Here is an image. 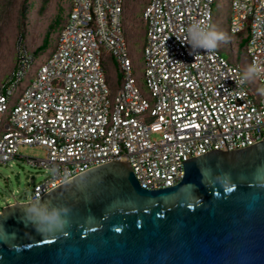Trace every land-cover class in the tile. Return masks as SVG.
Masks as SVG:
<instances>
[{"label": "built area", "instance_id": "obj_1", "mask_svg": "<svg viewBox=\"0 0 264 264\" xmlns=\"http://www.w3.org/2000/svg\"><path fill=\"white\" fill-rule=\"evenodd\" d=\"M49 55L36 58L20 42L0 83V165L22 146L47 172L26 202L73 176L112 162L130 164L145 190L177 185L182 162L235 151L264 138V0H230L228 32L243 35L254 84L218 49L200 55L181 40L194 21L212 25L217 0H147L143 85L133 74L124 29L125 0H69ZM104 55L117 78L105 80Z\"/></svg>", "mask_w": 264, "mask_h": 264}, {"label": "water", "instance_id": "obj_2", "mask_svg": "<svg viewBox=\"0 0 264 264\" xmlns=\"http://www.w3.org/2000/svg\"><path fill=\"white\" fill-rule=\"evenodd\" d=\"M172 187L142 189L130 164L73 176L39 200L67 207L55 238L0 210V264H264V138L181 163ZM40 207V204L37 205Z\"/></svg>", "mask_w": 264, "mask_h": 264}, {"label": "rangeland", "instance_id": "obj_3", "mask_svg": "<svg viewBox=\"0 0 264 264\" xmlns=\"http://www.w3.org/2000/svg\"><path fill=\"white\" fill-rule=\"evenodd\" d=\"M146 3L147 0H125L123 18L133 74L141 88L144 70V24L141 12ZM68 5V0H0V83L12 71L20 42L33 53L49 32V49L35 55L37 64L49 55L57 37V27L51 30V25L55 18L62 24ZM228 17L229 0H217L213 10L212 25L225 34V40L219 45V51L229 61L239 64L245 76L249 61L244 49L239 48L240 37L228 33ZM103 65L106 84L114 91L117 88V78L107 55H104ZM247 81L254 84L253 78ZM44 156V150L38 146H22L17 157L5 165H0V210L14 202H26L30 199L33 186L42 182L47 172L30 166L27 158L43 159Z\"/></svg>", "mask_w": 264, "mask_h": 264}, {"label": "clouds", "instance_id": "obj_4", "mask_svg": "<svg viewBox=\"0 0 264 264\" xmlns=\"http://www.w3.org/2000/svg\"><path fill=\"white\" fill-rule=\"evenodd\" d=\"M224 40L225 34L215 25L194 21L187 26L186 37L181 42H186L191 48L190 54L196 56L200 55L201 50L207 54L215 52ZM259 74L258 66L253 64L247 69L245 78L251 79ZM38 204L40 207H37ZM49 204V202L41 204L40 200L36 199L19 210L23 221L38 234L55 238V234L63 233L69 224L68 215L71 210L67 207H56L51 214H47L45 209Z\"/></svg>", "mask_w": 264, "mask_h": 264}, {"label": "trees", "instance_id": "obj_5", "mask_svg": "<svg viewBox=\"0 0 264 264\" xmlns=\"http://www.w3.org/2000/svg\"><path fill=\"white\" fill-rule=\"evenodd\" d=\"M69 1V0H68ZM229 2H230V0H229ZM62 20V19H61ZM64 21H65V19L63 20V22H62V24L64 23ZM62 24H61V21H59L58 19H56L55 18V20H54V22H53V24L51 25V30H55V27H57V32L59 31V29L61 28V26H62ZM227 27H228V20H227ZM229 33V32H228ZM239 37H240V41H239V48H242V49H244V46H245V43H246V39L243 37V35H239ZM49 46H50V33L48 32L46 35H45V37H44V39H43V41H42V44L39 46V47H37L36 49H35V51L33 52V55H34V57H35V55L36 54H39V53H41V52H45V51H47L48 49H49ZM225 57V56H224ZM36 58V57H35ZM228 59V58H227ZM43 61V60H42ZM42 61L40 62V64L42 63ZM36 65H38L37 64V59H36Z\"/></svg>", "mask_w": 264, "mask_h": 264}, {"label": "crops", "instance_id": "obj_6", "mask_svg": "<svg viewBox=\"0 0 264 264\" xmlns=\"http://www.w3.org/2000/svg\"><path fill=\"white\" fill-rule=\"evenodd\" d=\"M13 67H14V62H13V64H12V69H13Z\"/></svg>", "mask_w": 264, "mask_h": 264}]
</instances>
